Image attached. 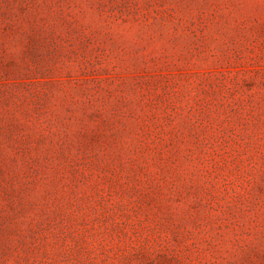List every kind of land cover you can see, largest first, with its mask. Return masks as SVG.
Segmentation results:
<instances>
[{"label": "rangeland", "instance_id": "rangeland-1", "mask_svg": "<svg viewBox=\"0 0 264 264\" xmlns=\"http://www.w3.org/2000/svg\"><path fill=\"white\" fill-rule=\"evenodd\" d=\"M0 264H264V0H0Z\"/></svg>", "mask_w": 264, "mask_h": 264}]
</instances>
